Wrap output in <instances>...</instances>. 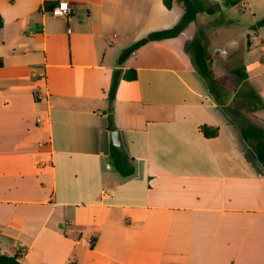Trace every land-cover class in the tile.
Here are the masks:
<instances>
[{
  "label": "crops",
  "instance_id": "0c3cea01",
  "mask_svg": "<svg viewBox=\"0 0 264 264\" xmlns=\"http://www.w3.org/2000/svg\"><path fill=\"white\" fill-rule=\"evenodd\" d=\"M60 1L70 18L53 14ZM205 1L221 6L220 25L248 28L258 54L246 82L264 100V0ZM0 13V253L21 264H264V167L196 70L189 26L122 67L138 74L114 103L134 175L111 161L117 60L175 26L181 6L0 0Z\"/></svg>",
  "mask_w": 264,
  "mask_h": 264
},
{
  "label": "trees",
  "instance_id": "16d2710c",
  "mask_svg": "<svg viewBox=\"0 0 264 264\" xmlns=\"http://www.w3.org/2000/svg\"><path fill=\"white\" fill-rule=\"evenodd\" d=\"M238 3L237 0H225V6H232ZM164 5L167 9H172L175 5H179L183 9V14L179 22L172 28L154 31L146 37L138 40L129 47L125 48L119 59L117 60V69L113 71L111 87L108 95V115L109 128L116 130L114 125V103L116 100L117 90L122 79L136 80L138 77L136 70H129L123 73L122 67L127 59L141 47L150 42L163 41L179 37L187 27L196 22L200 15L213 16L221 11L219 4L208 5L205 0H164ZM4 26V19L0 13V29ZM259 27L264 26V18L257 24ZM255 28V27H254ZM186 50L191 53L192 61L199 74L207 81L211 94L213 95L216 104L229 116V118L239 127L245 141H247L254 149L257 159L264 167V125L258 124L248 118V115L264 109V100L256 92L255 89L245 87L247 89L243 96L246 98L244 106H233L224 97L222 91L218 90L214 73L209 66V52L204 45L202 38L197 32L195 37L186 44ZM3 66L0 60V68ZM237 77L239 85L246 83L248 79L247 68L244 64L231 70ZM248 86V85H247ZM207 137L214 136L217 131L210 130L207 126L202 128ZM111 161L115 169L124 177L134 175L135 167L130 164V158L123 149L111 147ZM0 264H21L18 255H6L0 253Z\"/></svg>",
  "mask_w": 264,
  "mask_h": 264
},
{
  "label": "rangeland",
  "instance_id": "374dc122",
  "mask_svg": "<svg viewBox=\"0 0 264 264\" xmlns=\"http://www.w3.org/2000/svg\"><path fill=\"white\" fill-rule=\"evenodd\" d=\"M218 21V18L204 15L197 23L189 25L184 36L190 35L193 38L197 30L209 52V66L214 73L218 90L222 91L224 97L229 96L227 101L233 106H244L246 98L243 94L247 90L245 87H251L252 82L239 85L231 70L245 65L249 56L258 53L252 52V35L246 33V26L220 25ZM248 118L264 125V110L251 113Z\"/></svg>",
  "mask_w": 264,
  "mask_h": 264
},
{
  "label": "built area",
  "instance_id": "2783aa9c",
  "mask_svg": "<svg viewBox=\"0 0 264 264\" xmlns=\"http://www.w3.org/2000/svg\"><path fill=\"white\" fill-rule=\"evenodd\" d=\"M53 14L57 17L70 18L71 9L67 1H60L58 5L54 8ZM38 121H42L40 118Z\"/></svg>",
  "mask_w": 264,
  "mask_h": 264
},
{
  "label": "water",
  "instance_id": "95a60500",
  "mask_svg": "<svg viewBox=\"0 0 264 264\" xmlns=\"http://www.w3.org/2000/svg\"><path fill=\"white\" fill-rule=\"evenodd\" d=\"M112 139H113V144H114L115 147L120 148L122 146L121 138H120V135H119L118 131H114L113 132Z\"/></svg>",
  "mask_w": 264,
  "mask_h": 264
}]
</instances>
